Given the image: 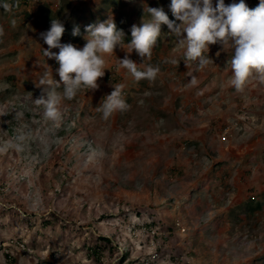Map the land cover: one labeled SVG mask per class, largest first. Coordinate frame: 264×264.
<instances>
[{
    "label": "rangeland",
    "instance_id": "obj_1",
    "mask_svg": "<svg viewBox=\"0 0 264 264\" xmlns=\"http://www.w3.org/2000/svg\"><path fill=\"white\" fill-rule=\"evenodd\" d=\"M4 3L0 264H264V81L254 73L237 92L233 52L220 45H210L214 63L187 68L185 49L162 25L150 59L129 54L141 69L161 71L154 82H136L118 63L131 27L145 7L162 6L175 20L171 0ZM245 3L254 9L259 0ZM109 18L123 30L125 50L105 55L98 90L62 100L61 119L48 120L34 103V81L46 64L60 81L59 65L44 57L40 33L59 19L61 43L82 49L86 26ZM172 59L179 65L165 63ZM115 85H123L129 108L105 120L96 107ZM19 134L23 151L12 146Z\"/></svg>",
    "mask_w": 264,
    "mask_h": 264
},
{
    "label": "clouds",
    "instance_id": "obj_2",
    "mask_svg": "<svg viewBox=\"0 0 264 264\" xmlns=\"http://www.w3.org/2000/svg\"><path fill=\"white\" fill-rule=\"evenodd\" d=\"M0 7L6 11L10 9L7 3ZM168 7L175 20L169 19L162 6L145 7L140 26L134 24L131 27L132 38L127 43V50L123 48L124 32L117 29L111 18L86 26V43L82 49L71 43H61L64 24L59 19H52L50 28L41 32L40 38L48 46L43 50L44 57L54 59L59 65L56 72L60 81L53 78L52 68L48 64L43 66L34 81L35 87L40 89V96L34 99V103L43 106L44 116L48 120L58 121L61 119L59 105L62 100L74 99L84 88L98 90V79L105 75L107 69L105 55H113L117 46L126 52L122 59H118L119 67L126 69L136 82H154L161 71L159 65L148 64L141 69L138 63L129 58V54L135 50L143 61L150 59L162 34V25L167 26L169 33L185 49L183 62L187 68L195 63L199 71L214 63L208 55L210 45H220L221 49L228 47L233 52L229 61L232 71L230 82L237 92L243 90L254 73L264 81V0H259L254 9H250L245 0H233L227 5L225 0H216L215 6L213 0H171ZM79 34V27H74L72 35ZM3 35V28H0V37ZM219 54L217 52V56ZM179 62L177 59L165 61L177 66ZM190 83H196L195 75L191 76ZM61 88L62 92L58 91ZM113 89L96 107L105 120L115 112L129 108L122 95L123 85H115ZM29 98L32 99L30 92ZM25 140V134L16 135L12 146L17 151H23Z\"/></svg>",
    "mask_w": 264,
    "mask_h": 264
},
{
    "label": "trees",
    "instance_id": "obj_3",
    "mask_svg": "<svg viewBox=\"0 0 264 264\" xmlns=\"http://www.w3.org/2000/svg\"><path fill=\"white\" fill-rule=\"evenodd\" d=\"M138 215H140V213H138ZM46 225H47V224H46ZM150 225H155V223H150ZM101 240H103L104 242H106V243H108V244H111V241L109 240V238L101 237ZM97 249H98V251H101V249H100L99 247H97V248H96V252H98ZM8 258H9V256L7 255V259H8ZM8 261H10V260H8Z\"/></svg>",
    "mask_w": 264,
    "mask_h": 264
}]
</instances>
